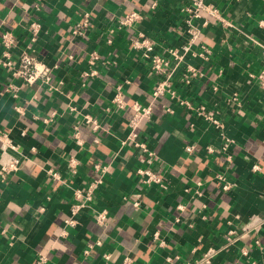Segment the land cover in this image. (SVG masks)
<instances>
[{"label": "crops", "instance_id": "obj_1", "mask_svg": "<svg viewBox=\"0 0 264 264\" xmlns=\"http://www.w3.org/2000/svg\"><path fill=\"white\" fill-rule=\"evenodd\" d=\"M154 1L156 10L151 8ZM189 1L0 0V28L20 35L26 18L42 22L38 59L55 67L51 84L56 87H26L16 99L6 91L10 80L0 69V130H10L26 156L20 172L0 180V264H34L38 252L48 254L47 264H105V253L111 255L109 264H122L125 258L132 264H168L167 257L175 255V264H186L197 256L192 254L194 247L203 252L219 246L229 228L239 229L250 221L261 222L257 232L242 240L250 256L243 258L236 250L217 264H264V93L251 78L264 68L258 44H264V0H206L234 28L212 20L201 39L213 51L204 66L206 78L189 88L178 86V95L216 112L222 128L169 96L155 105L152 122L141 129L147 127L144 136L158 154L152 169L162 176L166 189L144 185L135 174L138 153L123 145L131 108L115 114L105 111L117 85L123 84L128 105L147 104L155 85L139 53L127 47L131 32L118 33L114 45H106L118 18L128 10L144 12L148 15L136 32L164 45H180L183 37L176 27L180 9ZM84 12L90 13L93 29L75 38L72 28ZM92 51H98L107 65L97 67L98 77L82 78ZM166 106L174 113L166 114ZM86 116L97 119L101 128L94 131ZM76 127L84 140L81 146L73 140ZM226 139L232 143L223 151ZM190 143L198 147L194 155L185 150ZM209 146L216 152L208 153ZM71 156L80 163L76 175L67 168ZM97 163L109 170L94 209L84 210L78 228L60 239L73 188L99 176L93 171ZM255 164L260 171L252 170ZM49 170L59 172L62 180L52 179ZM217 174H225L233 190L223 192ZM198 185L202 196L196 195ZM136 193L142 194L140 211L132 203ZM101 210L109 212L105 226L93 220ZM156 232L165 247L153 242ZM98 237L103 246L86 256L87 245ZM257 239L262 250L255 246Z\"/></svg>", "mask_w": 264, "mask_h": 264}, {"label": "built area", "instance_id": "obj_2", "mask_svg": "<svg viewBox=\"0 0 264 264\" xmlns=\"http://www.w3.org/2000/svg\"><path fill=\"white\" fill-rule=\"evenodd\" d=\"M41 1V0H38ZM152 10L158 8V2L154 1ZM181 23L177 28L183 37L180 45H168L161 43L158 39L148 36L143 32H136L135 28L143 22L147 15L138 10H128L120 16L116 22V28L109 31L105 38L107 46H113L115 37L118 33L131 32L127 38V47L139 53L141 59L147 64L150 74L154 79V89L152 98L147 104L134 102L131 105L125 100L124 86L119 84L115 87L114 95L110 107L105 111L109 114H115L131 108L133 116L127 122L128 134L123 141V145H128L138 153V161L140 167L136 168L135 174L138 176L139 182L147 186H159L166 189L167 186L162 176L152 169V166L158 159V154L150 148L144 134L148 124L152 122L155 105L164 97L169 96L171 100L185 106L189 111L195 112L200 118L209 122L217 129L222 128L221 122L216 112L209 110L205 105H194L189 100L182 98L178 94V86L189 88L195 82H200L206 78L204 66L211 58L213 51L201 39L205 29L212 25V20L220 23L225 28H234L215 5L206 2V0H190L180 9ZM264 25V24H263ZM22 32L20 35L13 33L9 29L0 28V69H2L8 83L6 91L11 93L14 98H19L20 93L26 87L34 85H46L51 90L56 89L51 84L55 67L41 62L38 59L37 43L42 31V22L39 19L26 18L25 23L21 25ZM93 29V21L89 12L82 14V21L76 23L72 28V34L75 38L85 37L87 33ZM264 54V44L258 43ZM99 65H107L98 51H92L88 58V70L82 73V78H96L99 75L97 67ZM223 73V71H220ZM256 81L259 89L264 93V68L256 75H251ZM17 81V82H15ZM214 91L218 90L215 85ZM233 101H237V96H233ZM17 110L23 114V108L17 107ZM166 114H173L174 109L171 106L165 107ZM45 123L50 122L49 118L44 119ZM85 122L90 124L94 131L101 128L97 119L92 116H86ZM142 124H147L145 129H141ZM24 136L28 135V131L22 132ZM74 142L81 146L84 140L80 135L79 129L76 127L73 132ZM232 142L226 139L223 151L228 149V144ZM189 155H194L198 147L194 143H190L185 148ZM36 148L32 147V152ZM208 153L216 152L214 147H207ZM26 158L21 146L15 142L10 130H0V180L7 181L8 177L15 175L23 168V162ZM67 168L71 174L76 175L80 170V163L76 157L71 156L67 160ZM109 170V166L97 163L93 167V171L98 173L97 178H92L83 186L73 188V203L71 205L70 214L64 221V227L59 234L60 239H67L70 236V230L77 229L80 225L79 216L84 210L94 209L97 194L101 190L105 182V175ZM252 170L257 172L261 168L258 164L252 166ZM47 174L54 180H62V176L55 170L47 171ZM216 180L220 184L223 192L227 193L233 190L234 183L231 182L225 174H217ZM200 185V184H199ZM196 191L197 196L203 193L199 189ZM141 193L134 194L133 206L136 211L142 208ZM205 206H202V209ZM109 219V212L101 210L93 214V220L101 226H105ZM260 221L248 222L239 229L229 228L223 238V242L219 246H211L203 252H199L198 247L192 249V254L197 255L193 260H189L186 264H217V261L225 254H230L238 250L243 258L250 256V247L242 244V240L248 234L257 232L260 228ZM153 242H158L160 247H165V242L158 232L153 235ZM103 240L98 237L87 245L84 254L87 256L94 248L102 247ZM255 246L260 250L263 245L259 239L255 241ZM53 249V248H51ZM200 253V254H199ZM106 260L105 264H109L110 254H103ZM178 256H169L166 261L168 264H175ZM49 256L46 253L38 252L34 264H47ZM122 264H132L130 258H125ZM253 264H257L253 262Z\"/></svg>", "mask_w": 264, "mask_h": 264}]
</instances>
